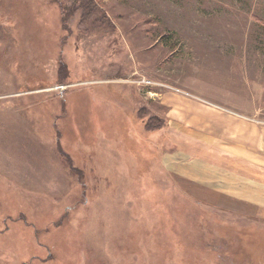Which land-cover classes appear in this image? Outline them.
I'll return each instance as SVG.
<instances>
[{"label":"rangeland","instance_id":"rangeland-1","mask_svg":"<svg viewBox=\"0 0 264 264\" xmlns=\"http://www.w3.org/2000/svg\"><path fill=\"white\" fill-rule=\"evenodd\" d=\"M220 108L264 121V0H0V264H264L187 178Z\"/></svg>","mask_w":264,"mask_h":264},{"label":"crops","instance_id":"crops-1","mask_svg":"<svg viewBox=\"0 0 264 264\" xmlns=\"http://www.w3.org/2000/svg\"><path fill=\"white\" fill-rule=\"evenodd\" d=\"M188 121L195 129L186 139L189 181L235 207L253 209V221L264 223V121L226 108L211 110L200 128L194 116Z\"/></svg>","mask_w":264,"mask_h":264}]
</instances>
